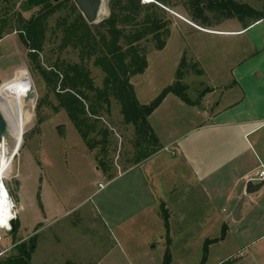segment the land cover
I'll list each match as a JSON object with an SVG mask.
<instances>
[{"label": "rangeland", "instance_id": "rangeland-1", "mask_svg": "<svg viewBox=\"0 0 264 264\" xmlns=\"http://www.w3.org/2000/svg\"><path fill=\"white\" fill-rule=\"evenodd\" d=\"M22 1L0 0V24L7 21L0 39V88L8 92L11 103L28 97L30 91L35 97L26 108L30 116L17 153L10 155L4 184L19 208L23 200L20 197L18 203L13 196L23 176L30 192L37 195L40 222L26 223L32 225L27 230L18 226L13 236L0 229V248L9 250L4 255L12 252L14 242L34 235L30 264H162L167 253L170 264H221L225 260L252 264L250 257L255 258L253 264H264V253H259L264 245V185L258 197L259 191L242 194V186L249 180L238 178L248 169L252 171L247 177H255L264 167L256 160V156L264 157V142L257 147L251 136L241 140L233 129L237 127L226 124L264 111V23L239 35L211 33L191 26L190 21L216 30L239 23L225 19L223 11L213 7H207L206 21H202L190 13L189 0H166L167 6L156 3L155 15L169 35H149L140 42L147 51V64L143 72L130 78L134 93L140 103L148 104L181 70L187 96L194 103L187 104L172 92L162 97L148 117L162 148L156 158L134 164L135 129L123 122L114 97L109 95L107 103H102L88 92L89 99L83 101L86 113L97 108L96 131L87 136L89 142H98L91 150L58 105L61 75L57 79L51 74L58 72L57 63L83 66L100 89L105 76L94 65V57L83 56L71 44L60 47L62 32L54 26L58 17L67 15L66 5L72 0H60L58 9L49 5L28 12L20 10ZM199 1L208 5L211 0ZM235 1L264 9V0ZM101 5L100 22L94 24L109 16V0H102ZM45 12V40L42 49L31 56L18 31L20 21ZM257 35H262L258 40L261 49L255 46ZM161 40H165L163 48L156 49ZM234 77L248 81L249 101H243V89L232 86ZM226 105L232 108L229 117L210 118L212 111ZM220 121L225 122L218 126ZM103 130L106 144L101 141ZM226 135L234 136V146H221ZM208 141L206 149L200 146L198 153H209L208 170L193 166L191 143ZM6 148L12 152L11 138ZM198 175L201 178L194 181ZM98 183L104 187L99 189ZM242 196L241 218L234 220L232 213ZM16 208L12 207L13 218L18 221ZM28 215L23 212L19 218ZM222 226L225 237L207 244L201 262L205 240L219 237ZM24 232L28 235L23 238Z\"/></svg>", "mask_w": 264, "mask_h": 264}, {"label": "trees", "instance_id": "trees-1", "mask_svg": "<svg viewBox=\"0 0 264 264\" xmlns=\"http://www.w3.org/2000/svg\"><path fill=\"white\" fill-rule=\"evenodd\" d=\"M156 3L167 6L166 0H152L150 2L109 0V16L102 20L100 24H89L73 1L67 2V15L58 17L54 26V30L61 29L62 32L61 48L71 44L72 47L79 48L80 54H83V56L85 55L87 58L94 57V65L99 66L105 75L103 87L100 89L94 86L89 71L85 70L83 66L77 63H57L55 69H58V72H51V74L56 76L57 79L58 75H61L59 90L56 92L58 105L66 110L68 118L91 150L98 143L89 142L87 139L89 133L96 131L97 121L95 116L97 108H91L87 114L83 101L89 99V93L95 94L97 100L102 103H107L109 95L114 97L120 105L123 122L132 125L135 129L137 161L134 164L143 162L160 149L157 137L148 122V117L162 97L167 92H172L185 103H194L187 96V87L182 83L183 73L181 70H177L175 81L148 104L140 103L134 93L130 78L143 72L147 64V51L140 46V42L149 35L153 38L158 37L160 33H164L165 36L169 35L167 27L155 15ZM188 3L190 8L193 9V11L190 10V13L202 19V21H206L205 11L207 7L223 11L225 19L236 17L244 22L246 26H248V21H246L248 18L257 21L264 17V9H254L249 4L235 0H211L208 5L199 0H189ZM60 4L61 1L23 0L19 7L20 10L28 12L33 7L49 5L58 9L61 6ZM46 16L45 12L41 15H31L27 19L21 18V26L18 31L21 33L23 43L32 51L31 56H35L42 49L45 40L46 27L44 21ZM6 27L7 21L0 24V39ZM99 27L105 29L104 32L99 31ZM97 29L98 31H96ZM96 32L98 33L96 34ZM164 44L165 40L158 41L155 48L161 49ZM102 135L101 141L106 144V130H103ZM16 221L17 218L14 220V228L9 233L10 236L17 232L19 225ZM225 230V226H222V233L219 237L205 240L201 262L205 260L207 244L223 239L226 234ZM34 247V235L30 236L27 241L14 242L10 248L14 251L3 254L4 256L0 257V264H30ZM170 261V255L167 253L162 264H170ZM221 264H230V261L225 260Z\"/></svg>", "mask_w": 264, "mask_h": 264}, {"label": "crops", "instance_id": "crops-1", "mask_svg": "<svg viewBox=\"0 0 264 264\" xmlns=\"http://www.w3.org/2000/svg\"><path fill=\"white\" fill-rule=\"evenodd\" d=\"M231 20H234L237 23H239V26L231 28V29L216 30V29H209V28L201 27L200 25H197V24L193 23L192 21H190V25L195 27V28H197V29H199V30H201V31H206V32H211V33H228V34H232V35H239V34H242V32L246 33L248 31H251V30L257 28L259 25L264 23V17L259 19V20H257V21H253V20L248 21V23H247L248 26H246L244 22H242L241 20H238V18H236V17H232ZM240 23H242V24H240ZM257 36H259L258 39H257V41H258L259 38L262 37V35H257ZM255 46L257 47V49H261L260 48L261 45L259 44V41H258V43L255 44ZM236 64H238V63L236 62ZM239 68H240L239 66L236 67V69H239ZM235 72H236V70H235ZM231 73H232V70H231ZM252 74H254V71L251 72V75ZM247 84H248V81L243 82V80H240L239 78H235V77H234V79H232V86H237V87H240L241 89L244 90V92H243V101H249L250 100L249 87L246 86ZM205 95L203 96V98L205 97ZM227 106L228 105L222 107L223 109H215L214 108L215 111H212L210 113V118L219 121L222 118L229 117L228 114H229V112H230V110L232 108L229 109ZM220 122L216 123V124L218 126H221L220 124H224L225 121H223V123H222V121H220ZM226 124L230 125V126L237 127V128H233V129H234V131L238 132L237 133L238 137L241 140L244 139V141H245L246 138H249L251 136V137H253V143L257 147L260 146V144H262L264 142V111H263L262 114L261 113H257V112H251L248 115H245L244 117L231 119L230 121H227ZM154 133H155V135L157 137V140H158L160 148H162V143L160 142L158 135L156 134V132H154ZM232 138H234V136L226 135V137H225L223 143L221 144V146H226V147L228 145L229 146H234L233 142L235 140H232ZM193 143L194 144L191 143L192 150L190 151V155H192V159H193L192 160L193 166L194 165H201L206 170H208V168L210 166V158H208L209 153H207L205 151L202 152L201 155H198V153H199V149H201L200 146H202V148H203L205 146V143H207V145L209 144V141L208 142H198V143L193 142ZM204 148L206 149V147H204ZM233 148L234 147H232V149ZM158 151L153 153V154H151L149 157H147V160L148 159H152V158H156L159 155ZM195 154H196V156H195ZM257 157L258 156H256V160H259V161L261 160V162H263V164H264V157H258V159H257ZM251 171H252V169H248L246 171L243 170V173H241V175L238 177L239 180L241 181L242 179L245 178L246 181H247V179H248L247 175ZM19 175L20 174H18L17 176L19 177ZM17 176H16V178H17ZM198 176H199L198 178H194V181H198L197 179L201 178L200 175H198ZM18 182H19V184H18V187H17V194L16 195L14 194L13 197L18 199L17 200L18 203H19V200H20V197H21V200H23V202L21 201V205H20L19 208H16V206H15L16 202L15 203L13 201L12 202L14 203V207L17 209L16 215L18 217V223H19L18 225H19V227L27 230V229H31L32 225H27L26 223L29 224V223L32 222V223L38 224L40 222V220H38L39 216H40V211H39L40 209L36 205V203H37V195L33 192V190L30 192V185L28 184L26 186L25 179H23V176L20 177V180H18ZM246 183L247 182H244V184L242 186V189H241L242 194L245 193ZM260 190H258L259 192L257 191L258 194L256 195V197L261 195ZM10 199L12 200L11 196H10ZM244 201L242 203L243 205H244ZM243 205H242L241 209L243 208ZM23 212H28L30 217L28 215L29 218L25 219L24 217H22V219H20L19 218V214H23ZM240 213H241V210H240ZM239 218H241V215H240ZM223 224L225 225V223H223ZM26 235H28V233L25 234V232H24L21 235V237L24 238ZM259 250H260V252H259L260 254L264 253V245L261 246L259 248ZM254 260H255L254 257H250V262L252 264H253Z\"/></svg>", "mask_w": 264, "mask_h": 264}, {"label": "bare ground", "instance_id": "bare-ground-1", "mask_svg": "<svg viewBox=\"0 0 264 264\" xmlns=\"http://www.w3.org/2000/svg\"><path fill=\"white\" fill-rule=\"evenodd\" d=\"M146 1L150 2L151 0ZM34 97V92L30 91L28 97H24L16 103H11L8 100V92L2 87L0 88V111L7 124V138H3L2 141L0 140V221H2L0 222V228L4 230L10 228V219L14 217L12 211L13 203L5 187L4 179L9 169L10 155L16 152L21 141L23 127L30 116L26 108L34 100ZM12 125L15 126L13 127V131L10 130ZM8 138L12 139V152H8L6 148Z\"/></svg>", "mask_w": 264, "mask_h": 264}, {"label": "water", "instance_id": "water-1", "mask_svg": "<svg viewBox=\"0 0 264 264\" xmlns=\"http://www.w3.org/2000/svg\"><path fill=\"white\" fill-rule=\"evenodd\" d=\"M53 2H58L60 0H52ZM76 5L77 9L89 24H94L98 21L99 10L101 7L102 0H72ZM57 130L61 131V126H57ZM3 138H7V124L3 114L0 111V140ZM13 156V153L11 154ZM264 185V180L260 181L257 184H254L252 181H248L245 186L246 194H253L260 190V188ZM244 201V197L242 196L235 206L232 216L234 220H238L240 217V210L242 207V203ZM14 228V218L10 219V228L8 231H12Z\"/></svg>", "mask_w": 264, "mask_h": 264}, {"label": "built area", "instance_id": "built-area-1", "mask_svg": "<svg viewBox=\"0 0 264 264\" xmlns=\"http://www.w3.org/2000/svg\"><path fill=\"white\" fill-rule=\"evenodd\" d=\"M264 179V167H262L258 172H257V175L255 176V177H249L247 180H249V181H253V180H257V181H259V180H263ZM104 187V185L103 184H101V183H98V188L99 189H101V188H103ZM13 206L12 207H14V203L12 204ZM14 217H15V215H14ZM1 229V228H0ZM8 231V230H7ZM0 240H1V237H0ZM12 247V246H11ZM8 249H6L5 247H2V248H0V257L7 251ZM242 253H240V255H241Z\"/></svg>", "mask_w": 264, "mask_h": 264}, {"label": "snow or ice", "instance_id": "snow-or-ice-1", "mask_svg": "<svg viewBox=\"0 0 264 264\" xmlns=\"http://www.w3.org/2000/svg\"><path fill=\"white\" fill-rule=\"evenodd\" d=\"M0 222H2V221H0Z\"/></svg>", "mask_w": 264, "mask_h": 264}]
</instances>
